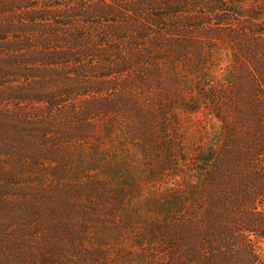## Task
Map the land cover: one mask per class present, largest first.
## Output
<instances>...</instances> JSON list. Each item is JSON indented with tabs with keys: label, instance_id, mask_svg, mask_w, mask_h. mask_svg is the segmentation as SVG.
<instances>
[{
	"label": "trees",
	"instance_id": "trees-1",
	"mask_svg": "<svg viewBox=\"0 0 264 264\" xmlns=\"http://www.w3.org/2000/svg\"><path fill=\"white\" fill-rule=\"evenodd\" d=\"M250 2L241 29L214 16L217 27L234 28L238 58L220 82L208 74L202 80L203 107L218 129L197 159L202 167L195 173L202 174L193 183L202 188L196 184V194L150 236L164 264H263L256 242L264 241V0ZM11 3L0 0V264H104L101 236L83 257L77 253L94 235L92 226L109 233L118 225L119 205L110 202L121 199L123 188L111 190L106 150L89 142L101 135V143L116 126L128 139L154 133L165 114L147 111V87H160L156 109L187 106L191 90H183L175 62L196 46L186 41L188 27L164 25L163 15L143 13L130 39L116 36L124 33L118 22L88 35L75 13ZM115 11L107 4L103 16ZM45 173L49 184L75 189L52 194L43 206L42 192L34 199L17 194L24 185L48 188ZM103 210L112 223L98 224L108 219Z\"/></svg>",
	"mask_w": 264,
	"mask_h": 264
},
{
	"label": "rangeland",
	"instance_id": "rangeland-1",
	"mask_svg": "<svg viewBox=\"0 0 264 264\" xmlns=\"http://www.w3.org/2000/svg\"><path fill=\"white\" fill-rule=\"evenodd\" d=\"M11 1L13 3L11 5L17 9L29 6L41 10L57 8L53 10L67 11L63 16H72L75 13L78 16L73 18L75 24L86 30L88 35L94 36L99 33L97 27L114 24L106 23L110 20L118 22L124 32L116 34L117 37L133 39L134 34H131V31H134V25L146 19L143 13L154 16L163 15L165 19H168L164 21V25L188 27L186 41L191 48L193 46L196 48L189 49L183 59L175 62L179 69L177 70L180 76L179 83L185 84L183 90H191L190 95L187 96L188 102L185 101L188 103L187 106L181 107L178 102H175L174 106L156 109V105L160 104L158 100L161 98L160 87L154 85L152 90L147 87L149 89L147 95L145 94L146 88H143L142 93L150 98V107L147 111L157 112L159 110V114H165V117L155 122L156 131L154 133L146 130L140 137L128 139L124 131L116 126V129L113 128L114 131L112 130L108 138L101 143L99 140L102 136L96 135L89 142L90 147L84 144L92 150L97 146L106 150L105 164L109 166L107 168L112 169L114 174V180L109 182L110 186L114 187L110 188L117 190L118 185L122 186L123 195L121 199L114 198L115 200L110 202V204L119 205L117 208L119 211L118 225L114 228L110 226L109 233L97 225L92 226L94 235L86 239L84 250L79 251L77 255L81 258L86 252L94 249L101 236L105 245L108 246L107 249L101 250L103 251L101 255H104L105 259L104 264H164L163 261L161 262L163 258L161 259L157 254L156 249L149 246L150 236L156 232L158 223L164 216H171L173 212H177L182 203H187L189 194H196L194 186L197 183L193 182H196L195 178H200L202 174L195 173V170L202 167L197 163V159L202 158L203 145L218 129V123L212 115H207L203 107L202 85L204 83L202 80L208 74L214 82H220L231 66H236L238 58L233 44L234 39H232L236 35L234 28L217 27L216 19L230 20L232 25L239 24L237 29H241V23L245 20L242 18L248 16L250 0H217V5H210L211 0ZM107 4L116 10L115 14L108 18L103 16ZM223 6L224 8L219 9ZM69 9L71 14H68ZM73 10L75 12H72ZM53 17L59 18L62 15L55 14L52 15ZM58 20L61 21L60 18ZM118 27H116V33H118ZM197 43L201 45L198 46ZM171 61L173 62V59ZM158 64L169 73L168 63ZM178 93L176 92L175 95ZM122 118L123 128L129 127L131 121L126 120L125 116ZM119 121L120 119L117 122ZM102 122V119H99V127L106 126ZM72 145L75 149L81 146L75 142ZM116 161L119 162L115 163ZM101 174L104 177L106 175L105 171ZM43 183H48V188L39 189L24 185L21 188L23 191H18L17 194L23 198L30 196L34 199L36 192H42V197L39 196V202H37L42 205L52 194H58V191L66 192L75 189V187L66 188L72 187L71 184L62 185L63 188H57L53 183L49 184L51 180L47 173H45ZM197 186L202 188V183ZM199 209L202 214V206ZM101 212L108 219H101L98 224L112 223V213L104 210ZM135 245L144 246L136 249ZM256 247L264 264V241L256 242Z\"/></svg>",
	"mask_w": 264,
	"mask_h": 264
}]
</instances>
